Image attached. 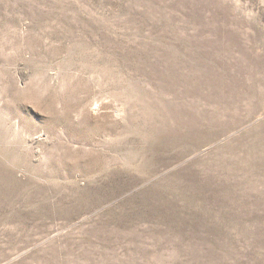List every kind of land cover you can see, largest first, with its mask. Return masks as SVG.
<instances>
[{
	"label": "rangeland",
	"instance_id": "rangeland-1",
	"mask_svg": "<svg viewBox=\"0 0 264 264\" xmlns=\"http://www.w3.org/2000/svg\"><path fill=\"white\" fill-rule=\"evenodd\" d=\"M0 264H264V0H0Z\"/></svg>",
	"mask_w": 264,
	"mask_h": 264
}]
</instances>
